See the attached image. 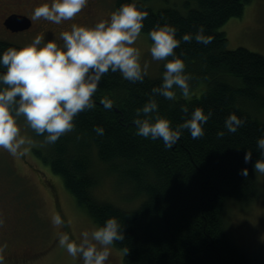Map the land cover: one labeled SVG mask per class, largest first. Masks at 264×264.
Instances as JSON below:
<instances>
[{"label": "trees", "instance_id": "1", "mask_svg": "<svg viewBox=\"0 0 264 264\" xmlns=\"http://www.w3.org/2000/svg\"><path fill=\"white\" fill-rule=\"evenodd\" d=\"M147 1L115 0L113 8L136 3L147 11L141 32L146 36L159 22L174 26L177 39L186 33L194 36L200 25L206 36L213 37L207 45L181 39L175 49L186 73L194 77L191 90L199 82L205 83L202 95L191 99L176 96L175 101L153 97L151 90L160 86L162 77L145 76L143 83H131L119 72L109 71L93 97L95 108L75 118V130L49 144L46 151L35 149L34 153L61 179L76 205L97 227L109 218L118 220L125 239L112 246L122 252L123 264H264V254L251 257L234 245L224 221L227 201L249 204L260 196L253 166L264 159L257 147L258 138L264 137V122L259 118L264 112V56L242 47L228 49L226 35L219 29L229 18L240 17L252 0H183L185 12L175 7L154 9ZM9 47L19 50L22 46L0 40V57ZM5 71L0 64V75ZM174 91L181 94L178 88ZM105 97L114 101L111 110L101 103ZM152 98L173 128L197 107L205 114L211 111L203 125L204 136L193 139L183 130L171 148L160 139L138 136L133 123L136 110ZM181 105H187L188 116L180 111ZM233 113L245 123L229 133L225 120ZM96 126L104 128L103 136L96 134ZM219 131L225 135L218 137ZM247 151L252 153L249 163L244 161ZM95 160L129 185L131 197L142 201L122 209L95 198L92 190L99 177ZM243 169L248 170L247 177L240 174ZM125 247L127 254L122 251Z\"/></svg>", "mask_w": 264, "mask_h": 264}, {"label": "clouds", "instance_id": "2", "mask_svg": "<svg viewBox=\"0 0 264 264\" xmlns=\"http://www.w3.org/2000/svg\"><path fill=\"white\" fill-rule=\"evenodd\" d=\"M88 0H51L35 7L31 21L41 19L60 25L63 21L73 20L87 7ZM148 12L141 10L136 3L122 4L110 14L109 19H101L94 26L71 24L70 30L59 33L62 45L53 40L44 42L42 35L21 47L19 50L9 47L0 57V64L6 71L0 75V148L13 156L24 155L25 144L32 140L21 135L18 119L23 117L28 127L38 136H45V144H54L58 139L75 130L74 120L82 112L95 108L93 97L98 91L101 78L109 71L119 72L123 79L143 83L148 74L149 63H141V50L135 46L141 36L143 21ZM177 29L169 24L161 26L159 22L149 31L152 43L150 55L154 61H165L162 83L153 87L152 96H162L175 101L178 88L184 98L191 95L192 74L186 73L184 61L176 55L175 49L183 42L195 39L205 45L213 37L205 35L203 25L198 26L195 35L184 34L176 38ZM171 57V59H169ZM101 103L111 110L114 101L105 97ZM180 111L188 116L187 105H181ZM212 116L197 107L183 123L172 127L171 121L161 116L156 99H149L142 108L136 110L135 124L138 136L160 139L166 148H171L180 139L183 130H188L193 139L204 136L203 125ZM245 120L236 114H230L225 120V128L235 133ZM97 135H104V128L94 127ZM46 134V135H45ZM225 133L219 131L218 137ZM257 147L264 157V137L258 138ZM23 149V150H22ZM252 160L247 151L245 163ZM254 171L264 174V159L254 163ZM242 176H248L243 169ZM54 226L64 224L59 214L51 218ZM125 239L122 225L113 217L103 226L84 230L77 242L67 232L58 234L59 246L73 257L82 258L83 264H106L110 256V246ZM127 254L129 249L123 248ZM3 249L0 248V264L4 262Z\"/></svg>", "mask_w": 264, "mask_h": 264}, {"label": "rangeland", "instance_id": "3", "mask_svg": "<svg viewBox=\"0 0 264 264\" xmlns=\"http://www.w3.org/2000/svg\"><path fill=\"white\" fill-rule=\"evenodd\" d=\"M44 1L50 2L51 0ZM35 2L36 0H0V14L4 10L15 9L28 11L25 14L31 16L33 9L37 7ZM114 3L115 0H96L92 9L85 12L87 5L79 14H91V20L96 22L102 16L110 17L114 11ZM182 3L183 0H148L146 4L154 9L175 7L185 12ZM79 14L76 16L77 20L63 21L56 26L66 29L70 28L73 23L84 26V20L78 19ZM42 21L43 19L34 22L35 26L37 27ZM219 29L226 35L228 49L242 47L264 56V0H252L245 6L240 17L229 18ZM37 35H42L45 43L53 40L62 45L54 37L45 33L39 34L35 30L16 33L0 30V40L22 47L31 43ZM151 43L148 36L141 34L135 46L141 50L142 65L144 62L149 63L147 76L163 77L161 66L164 61L152 60L149 51ZM204 89L205 83L199 82L191 90L190 97L184 98L182 94H177V96L184 99L196 98L202 95ZM259 118L264 122V112ZM18 126L21 129V135L32 140L31 144L23 146V149H27L25 154L13 156L0 148V193H3L6 198H11L19 207H23L24 211L21 210V212L26 217L17 226L18 241H23L22 243L25 244L23 250H18V252L19 254L26 252L30 255L36 253L27 264H83L81 257L73 258L59 246L58 234L67 232L71 239L79 242L82 231H91L97 226L82 208L76 205L74 197L64 188L61 179L51 173L48 166L35 155V149L42 151L48 149L49 144L44 143L45 138L35 136L23 117L18 119ZM94 162V170L99 176L96 188L92 190L95 198L109 201L122 209H131L142 201L141 197H131L129 185L120 182L119 177L109 174L106 168L96 160ZM257 181L260 184V196L256 200L249 204H239L229 200L224 210V221L229 237L238 249L251 257L264 254V174L258 173ZM54 214L61 216L64 221L62 226L56 227L52 224L51 218ZM9 228V226L2 225L0 231H3L1 229L7 231ZM0 234L4 235L3 232ZM2 246L0 245V248ZM110 253L106 262L123 264V254L119 249L110 246ZM3 264L6 263L3 262Z\"/></svg>", "mask_w": 264, "mask_h": 264}, {"label": "flooded vegetation", "instance_id": "4", "mask_svg": "<svg viewBox=\"0 0 264 264\" xmlns=\"http://www.w3.org/2000/svg\"><path fill=\"white\" fill-rule=\"evenodd\" d=\"M46 2L51 3V1L49 2V1H44V0H36L35 3H36V6H39L40 4H43ZM95 3H96V0H88V7L84 11L87 12L90 9H92ZM26 12L28 11H18L15 9H12L10 11L9 10L2 11V13L0 14V30L4 29L6 30V32H10V33L22 32L26 30H29V31L35 30L39 34L45 33L48 36L54 37L58 42H61V44L63 43L62 40L59 39V33L63 30H70V28H67V29L60 28L59 26L53 25L51 22H48L45 20H43L42 23L38 24L36 27L35 23L31 21L30 19L31 16L29 14H25ZM12 14L25 16L26 18L30 20V26L27 29L16 31V32H13L12 30L7 29L6 26L4 25V21L9 15H12ZM109 18L110 17L102 16L98 18L95 22L94 20L93 21L91 20L92 19L91 14L84 13V14H79L78 16L79 20H82V19L84 20L85 22L84 26H94L101 19H109ZM74 20H77V18L75 17L73 21ZM62 26L64 27L65 25H62ZM65 27H68V26H65ZM23 209H24L23 207L22 208L21 206L19 207V205H17L16 202L13 201L11 198H6L3 196V193H0V226L4 225V226L10 227L7 231H5V229H1L3 231H0L4 233V235L0 234V245H3L1 248L3 249L2 254L5 258L4 263L6 264H27L36 255V253L30 255V254H27L26 252L20 253V254L18 252V250L21 251L25 247V244L22 243L23 241L22 242L18 241L19 239L18 230L19 229L17 227L26 218L25 215L21 212V210ZM23 255L24 257H22ZM106 264H109V263L106 262Z\"/></svg>", "mask_w": 264, "mask_h": 264}, {"label": "water", "instance_id": "5", "mask_svg": "<svg viewBox=\"0 0 264 264\" xmlns=\"http://www.w3.org/2000/svg\"><path fill=\"white\" fill-rule=\"evenodd\" d=\"M4 25L7 29L16 32L27 29L30 26V20L25 16L12 14L6 18Z\"/></svg>", "mask_w": 264, "mask_h": 264}]
</instances>
